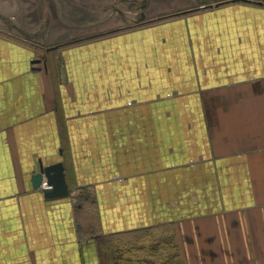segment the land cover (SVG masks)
I'll return each instance as SVG.
<instances>
[{
	"label": "crops",
	"instance_id": "obj_1",
	"mask_svg": "<svg viewBox=\"0 0 264 264\" xmlns=\"http://www.w3.org/2000/svg\"><path fill=\"white\" fill-rule=\"evenodd\" d=\"M0 14V264H155L107 243L146 229L162 264H264V0Z\"/></svg>",
	"mask_w": 264,
	"mask_h": 264
},
{
	"label": "water",
	"instance_id": "obj_2",
	"mask_svg": "<svg viewBox=\"0 0 264 264\" xmlns=\"http://www.w3.org/2000/svg\"><path fill=\"white\" fill-rule=\"evenodd\" d=\"M38 174H33L32 183L34 187H39L45 179L49 189L44 190L45 197L55 198L67 195V185L63 174V166L61 163H55L46 167H41Z\"/></svg>",
	"mask_w": 264,
	"mask_h": 264
},
{
	"label": "rangeland",
	"instance_id": "obj_3",
	"mask_svg": "<svg viewBox=\"0 0 264 264\" xmlns=\"http://www.w3.org/2000/svg\"><path fill=\"white\" fill-rule=\"evenodd\" d=\"M1 16V14H0ZM7 20V19H6ZM6 22V21H5ZM162 231H159V230H150V229H146V230H142V231H139L138 233H135V235H133V239H135L136 241H139L138 243H144V244H147L148 246L145 248V250H140V251H137L135 252V256L137 257H151V262L152 263H161L162 264V259L166 258L167 257V254L166 252H147L148 250H150V244L154 243L155 240H157V237L159 235H162L161 233ZM158 243V242H157ZM156 256V257H155ZM177 264L180 263L179 259L176 260Z\"/></svg>",
	"mask_w": 264,
	"mask_h": 264
},
{
	"label": "trees",
	"instance_id": "obj_4",
	"mask_svg": "<svg viewBox=\"0 0 264 264\" xmlns=\"http://www.w3.org/2000/svg\"><path fill=\"white\" fill-rule=\"evenodd\" d=\"M130 234V236H127V238H125V239H120V240H115V241H108L107 243H109L110 245H112V246H118V245H124L125 247H124V251H127L128 250V248H127V246H129V248L131 247H133L134 245H136V243H138L139 241H136L135 239H133L132 237H133V235H135V233H129ZM128 235V234H127ZM176 262V261H175ZM155 264H161V263H155ZM172 264H173V262H172Z\"/></svg>",
	"mask_w": 264,
	"mask_h": 264
},
{
	"label": "built area",
	"instance_id": "obj_5",
	"mask_svg": "<svg viewBox=\"0 0 264 264\" xmlns=\"http://www.w3.org/2000/svg\"><path fill=\"white\" fill-rule=\"evenodd\" d=\"M40 186L43 190H47L50 188V186L47 185L46 180H43Z\"/></svg>",
	"mask_w": 264,
	"mask_h": 264
}]
</instances>
